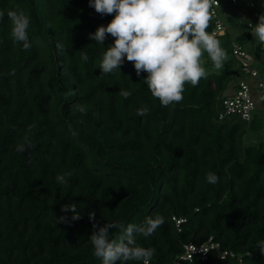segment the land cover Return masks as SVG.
<instances>
[{
    "label": "trees",
    "instance_id": "16d2710c",
    "mask_svg": "<svg viewBox=\"0 0 264 264\" xmlns=\"http://www.w3.org/2000/svg\"><path fill=\"white\" fill-rule=\"evenodd\" d=\"M9 11L29 17V48L11 38ZM0 12V264H102L89 239L94 223L139 227L157 215L164 223L153 235H136L154 249L150 264H264V140L245 141L248 128L263 126L264 110L251 121L218 118L244 78L234 56L164 107L144 82L148 73L138 76L126 57L102 75L101 54L114 38L100 45L90 34L115 14L97 13L89 0H0ZM216 38L232 53L252 35ZM144 106L149 113L137 115ZM209 172L217 183L207 182ZM71 203L81 219L61 211ZM120 235L110 229V239ZM211 237L234 255L180 258L185 244Z\"/></svg>",
    "mask_w": 264,
    "mask_h": 264
},
{
    "label": "clouds",
    "instance_id": "9594fccd",
    "mask_svg": "<svg viewBox=\"0 0 264 264\" xmlns=\"http://www.w3.org/2000/svg\"><path fill=\"white\" fill-rule=\"evenodd\" d=\"M216 4H219L218 0H89V6L97 13L115 14L107 26L102 25L90 34V39L100 45H104L109 35L114 38V42L101 54L99 69L102 75L120 69L126 57L127 61L134 62L138 76L142 72L148 73L144 82L161 105L168 107L174 102H181L186 84L195 87L206 76V69L201 63L205 52L216 69L222 68L228 58L215 33L207 31L212 19L211 10ZM0 16H3L2 12ZM8 18L13 41L23 42V47L29 48V17L23 11H9ZM251 33L258 43L264 44V14L259 16ZM79 52L81 59L87 61V54ZM118 95L127 99L131 92L120 90ZM79 111L85 113V108L79 106ZM148 113L147 106L137 111L140 116ZM24 150L22 144L17 146V151ZM66 175L71 173L57 174V183L66 184ZM206 180L215 184L219 178L209 172ZM61 211L71 212L72 221L81 219L75 203L64 205ZM89 217L95 220L94 213H90ZM59 222H68V217H60ZM163 223L164 219L159 215L147 217L139 227L134 224L125 226L122 222L107 223L102 227L94 223V231L89 238L93 255L102 258V264H116L117 261L150 264L154 249L138 245L136 235L147 238ZM110 229H119L121 235L110 239ZM259 248L264 252V242Z\"/></svg>",
    "mask_w": 264,
    "mask_h": 264
},
{
    "label": "built area",
    "instance_id": "2783aa9c",
    "mask_svg": "<svg viewBox=\"0 0 264 264\" xmlns=\"http://www.w3.org/2000/svg\"><path fill=\"white\" fill-rule=\"evenodd\" d=\"M219 4L213 5L212 21L213 28L209 33H215L216 37L224 36L228 33L229 28L223 19L221 7L224 3L230 5H239L241 0H218ZM247 7H254L253 1L246 2ZM253 27L250 22L249 27ZM232 54L238 61L244 78L238 81L230 94L222 101V107L218 113L219 120H224L232 115H239L244 121H251L261 110H264V81L260 79L259 70L253 66V55L245 48L244 45L234 42ZM252 81H256L253 84ZM183 219L178 220L180 224ZM211 251H216L218 255L225 256L227 254L234 255L232 252L223 251L218 242L211 237L203 244L197 245L187 243L184 245V253L181 259L192 260L195 255H199L202 261H207Z\"/></svg>",
    "mask_w": 264,
    "mask_h": 264
},
{
    "label": "rangeland",
    "instance_id": "374dc122",
    "mask_svg": "<svg viewBox=\"0 0 264 264\" xmlns=\"http://www.w3.org/2000/svg\"><path fill=\"white\" fill-rule=\"evenodd\" d=\"M250 0H241V4L239 5H230L228 3H224L223 7H221V13L225 23L229 28V32L233 39L236 38L242 32L248 30L251 33L252 28L255 27V24L258 23L259 16L264 14V0H251L255 3L254 7H247L246 2ZM253 24V27H249V23ZM252 35V33H251ZM258 44L255 37L252 35V40L245 44V48L253 55L254 63L253 66L256 67L260 72V79L264 81V53L259 55L255 54V45ZM227 52L228 58L226 61L233 60V55L231 52ZM225 61V62H226ZM224 62V64H225ZM201 63L206 69V73L210 72H220L222 68L216 69L213 66L212 61L208 57V54H204L201 58ZM224 66V65H223ZM244 75H241V78ZM256 81H252L253 84ZM232 88H230V92ZM233 119L232 117H228V120ZM264 140V114H263V126L259 129L248 128L245 134L246 143L258 142Z\"/></svg>",
    "mask_w": 264,
    "mask_h": 264
},
{
    "label": "crops",
    "instance_id": "0c3cea01",
    "mask_svg": "<svg viewBox=\"0 0 264 264\" xmlns=\"http://www.w3.org/2000/svg\"><path fill=\"white\" fill-rule=\"evenodd\" d=\"M233 89V88H232Z\"/></svg>",
    "mask_w": 264,
    "mask_h": 264
}]
</instances>
